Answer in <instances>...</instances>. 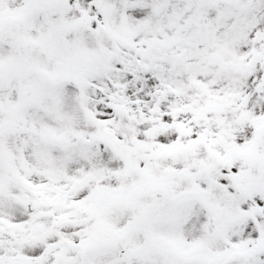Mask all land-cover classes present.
Wrapping results in <instances>:
<instances>
[{
  "label": "snow or ice",
  "instance_id": "obj_1",
  "mask_svg": "<svg viewBox=\"0 0 264 264\" xmlns=\"http://www.w3.org/2000/svg\"><path fill=\"white\" fill-rule=\"evenodd\" d=\"M0 264H264V0H0Z\"/></svg>",
  "mask_w": 264,
  "mask_h": 264
}]
</instances>
